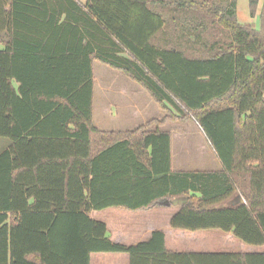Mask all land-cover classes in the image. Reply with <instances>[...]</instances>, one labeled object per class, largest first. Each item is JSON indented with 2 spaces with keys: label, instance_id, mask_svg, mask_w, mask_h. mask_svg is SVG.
I'll list each match as a JSON object with an SVG mask.
<instances>
[{
  "label": "trees",
  "instance_id": "1",
  "mask_svg": "<svg viewBox=\"0 0 264 264\" xmlns=\"http://www.w3.org/2000/svg\"><path fill=\"white\" fill-rule=\"evenodd\" d=\"M260 0H249L252 15ZM0 0V264H264L260 252L171 251L162 230L113 243L94 210L178 206L177 229L264 246V0ZM82 58L86 60L83 71ZM94 59L141 84L165 115L133 130L92 121ZM196 121L221 170L173 172L167 121ZM151 125L156 128L151 129ZM241 195L244 202L227 204Z\"/></svg>",
  "mask_w": 264,
  "mask_h": 264
},
{
  "label": "crops",
  "instance_id": "2",
  "mask_svg": "<svg viewBox=\"0 0 264 264\" xmlns=\"http://www.w3.org/2000/svg\"><path fill=\"white\" fill-rule=\"evenodd\" d=\"M84 3L85 1H80ZM87 62L82 58L83 71L86 70ZM106 67H110L102 63L98 59H94L92 63L93 67V109H92V121L93 125L100 131H127L133 130L140 125L147 123L152 119H160L165 115L163 111L162 117H153L148 113V108L152 105L154 100L148 91L139 84H133V82L127 81L120 74L122 73L127 79L129 78L124 72L118 70L119 74H110L106 72ZM111 68V67H110ZM114 69V68H112ZM117 70V69H114ZM116 76L122 80L118 82ZM130 79V78H129ZM132 80V79H130ZM134 81V80H132ZM136 82V81H135ZM140 85V86H139ZM157 103V102H156ZM158 104V103H157ZM159 105V104H158ZM160 106V105H159ZM161 107V106H160ZM162 109V108H161ZM180 121H167L159 128L163 131H169L172 137L171 149L172 160L171 168L173 172H185V171H211L221 170L222 165L217 160V155L211 152L207 142L204 139L201 147L208 149L207 157L202 158L200 165L203 167H192L185 169L184 162L181 159L176 160V151L174 147V136L171 127L167 129L168 125H176L187 123ZM151 129H155V125L150 126ZM10 144V143H9ZM8 144V146H9ZM7 148V147H6ZM221 163V162H220ZM236 196V195H235ZM233 197L230 202L234 199ZM178 210V206L169 205L164 202L158 203L155 206L137 210L128 211L120 208H108L104 210H94L89 213V216L97 221H103L107 225V235L113 243L123 244L130 246L137 244L141 241L148 240L152 233L157 230H162L166 235V244L169 250L177 251H195V252H210V251H197V250H178L176 248L175 231L179 230L182 233H196L195 237L191 239L201 240L202 235H198L202 230H185L177 229L171 226V217ZM173 233L174 238H171ZM229 233V232H227ZM233 235V234H232ZM234 236V235H233ZM171 238V240H170ZM190 238V237H189ZM196 242V241H194ZM90 264H130V257L128 253H110V252H93L90 255Z\"/></svg>",
  "mask_w": 264,
  "mask_h": 264
},
{
  "label": "rangeland",
  "instance_id": "3",
  "mask_svg": "<svg viewBox=\"0 0 264 264\" xmlns=\"http://www.w3.org/2000/svg\"><path fill=\"white\" fill-rule=\"evenodd\" d=\"M85 1V0H80ZM237 17L241 23L251 24L255 28H260L261 26V11L263 6V0L259 1V4L256 7L255 14L252 15L251 8L249 6V0H237ZM1 46V45H0ZM106 72L109 71L110 74H119L118 70H114L110 67H106ZM123 78L133 84H138L135 81L127 79L122 73H120ZM116 80L120 82L122 79L119 76H116ZM140 86V85H139ZM152 105L148 108V113L153 117H162L163 111L161 107L152 100ZM171 127L173 136H174V147L176 151V160L179 158L183 160L184 168L192 167H203L200 165L202 158L207 157L208 149L201 147L200 144L207 142L209 149L212 153L214 150L210 145L207 137L205 136L200 125L192 120L187 123L168 125L166 127L169 129ZM10 141L6 138H0V153L8 147ZM217 160L220 163L218 157ZM198 233V232H196ZM196 233H182V231L176 230V248L178 250H197V251H210V252H260L264 251V246H256L245 243L241 239L232 235V233H227L219 229H208L207 231L201 232L198 235H202L203 239L195 240L191 239L195 237ZM171 238H174L173 233H171ZM190 237V238H189ZM170 238V240H171ZM196 241V242H194Z\"/></svg>",
  "mask_w": 264,
  "mask_h": 264
},
{
  "label": "water",
  "instance_id": "4",
  "mask_svg": "<svg viewBox=\"0 0 264 264\" xmlns=\"http://www.w3.org/2000/svg\"><path fill=\"white\" fill-rule=\"evenodd\" d=\"M245 200L243 199V197L241 195L239 196H236L231 202L230 204L232 203H235V202H244Z\"/></svg>",
  "mask_w": 264,
  "mask_h": 264
}]
</instances>
